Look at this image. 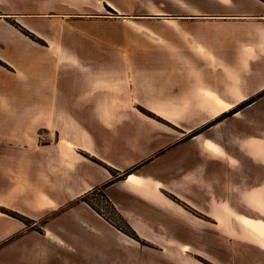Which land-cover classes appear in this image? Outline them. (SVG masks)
Here are the masks:
<instances>
[{"label": "crops", "instance_id": "crops-1", "mask_svg": "<svg viewBox=\"0 0 264 264\" xmlns=\"http://www.w3.org/2000/svg\"><path fill=\"white\" fill-rule=\"evenodd\" d=\"M134 3L0 0V206L23 213L35 225V212L42 207L54 214L73 203L72 211L85 214L73 217L96 240L82 251L87 264H120L121 251L128 264H155L165 260L167 245L180 246L179 257L186 261L189 247L182 244L227 240V232L215 229L221 224L232 231L229 209L240 213L249 205L264 216V142L235 141L239 127L228 124L245 115L241 127L264 123V0H145L154 5V16L141 18L163 27L148 29L144 45L71 44L68 39L52 44V19L83 25L121 18ZM65 35L100 36L86 29ZM38 131L52 135V141L39 144L31 135ZM11 133L17 138L10 139ZM226 145L236 147L239 159L221 152ZM202 161L217 167L211 186L199 182ZM229 170L231 180L223 183ZM91 192H102L138 238L157 249L141 246L91 205L78 202ZM20 200H27L29 211L11 204ZM190 209L214 221L201 220ZM6 221L23 225L1 213L0 222ZM242 221L244 237L256 233L264 250V224ZM0 233L3 244L8 235L3 228ZM43 235L63 243L50 231ZM28 256V264L48 257L38 248ZM8 262L9 257L0 258V264Z\"/></svg>", "mask_w": 264, "mask_h": 264}, {"label": "rangeland", "instance_id": "rangeland-1", "mask_svg": "<svg viewBox=\"0 0 264 264\" xmlns=\"http://www.w3.org/2000/svg\"><path fill=\"white\" fill-rule=\"evenodd\" d=\"M145 0H136V3L132 4L135 8L130 14L124 16L126 17H113L110 19H99L98 21H88L85 24L75 23V22H68L67 20H60V18L52 19V31L55 32L52 35V44H62L65 40H69V43H76V44H87V45H119L121 47H128V46H137V45H144L146 44L145 34L150 35L147 30L151 28H161V22L156 20H148L146 18L141 17H149L154 16L152 13V8L154 5L149 4L147 6ZM126 5H130L126 3ZM150 8V9H149ZM111 14V13H106ZM112 16V15H110ZM15 28L19 31H26L30 35L32 40L44 44V42L39 38L36 37L33 33H30L28 30L20 26L18 23L11 21L10 22ZM165 27V26H164ZM87 30L90 32H99V37H67L65 34H69L70 32H76L80 34L82 30ZM59 33V35H57ZM24 34V33H23ZM150 41L154 43H160L158 37L149 36L148 38ZM0 64L2 62L0 61ZM147 115H150L149 112L142 110ZM154 117V116H152ZM160 119V118H155ZM221 119V118H219ZM218 119V120H219ZM248 119V116H240L238 119L231 120L228 122L231 126L236 129L239 127L238 132H233V136L235 141H239L243 138L249 139H259L264 142V136H262L261 132H264V123H262V130L258 129L259 127H250L243 124ZM258 117L252 118L251 122L257 121ZM32 136H36V140L39 144H48L52 141V135L49 137L47 133L43 131H38L36 134H31ZM18 134L11 133L10 139H16ZM225 155H229L233 159H239L238 151L234 145H226L222 146V151ZM217 167H214L212 163H208L207 161H202L200 165L199 171V182L201 185H205L209 183L211 186V181H217V178L213 175L216 174ZM231 170L226 172V176H223L222 179L223 183L229 182L231 180L230 176ZM115 175V174H114ZM230 178V179H229ZM264 185V184H263ZM262 186V185H261ZM260 186V187H261ZM257 189V188H256ZM202 191L204 189H201ZM252 192H249L248 196H251ZM204 196L208 197V194L211 196L213 192H203ZM3 194H0L2 198ZM43 197V194L41 195ZM86 196L84 199L85 201L81 200L82 197ZM82 196L78 199V202H86L92 206V208L108 223L112 224L116 229L121 231L122 233L128 235L130 232L135 231L128 225L126 220L121 216V214L110 204L108 199L104 196L102 192H91L86 195ZM175 197L172 196V199ZM247 198V197H246ZM246 198L244 199L247 202ZM3 200V198H2ZM4 200H14L13 197H6L4 195ZM210 202H216V199L212 198L211 200L208 199ZM264 202V196H263ZM222 203L227 202V197L224 196L222 198ZM14 204L19 210L29 211L28 203L26 201L20 200ZM248 204V203H247ZM183 205V204H182ZM184 206V205H183ZM73 203H69L68 205L64 206L63 210L60 213H52L51 210L41 208L39 212H35L38 215V218L34 220L35 225H32V221L26 217L23 213L18 212L12 209H6L0 206V214L3 213L4 215L16 219L20 221L23 225H13L8 221L0 222V231L3 228L7 233V239L3 244L0 243V258H4L5 256L9 257L8 264H28L31 258L28 255H31L33 251L38 248V250L44 255L48 257H43L39 261L29 264H63L61 257H66L68 259L67 264H87L85 261L82 251L85 250L86 246L90 244H94L93 239V231L86 227V224L79 222L78 218H74L76 216L85 215L81 211L77 212V209L72 211ZM185 207V206H184ZM248 210L245 211L240 209V213H237L233 209H229L228 218L232 221L233 229L232 231H226V229H222L220 227L221 224L217 225L215 231L216 233L222 232L226 233V239L223 242H215V243H208L204 242L205 244H182L189 247V251L185 252V260L179 257L180 253L178 254L179 247H175L173 245L164 246V259L165 260H158L155 261V264H189L193 260L198 264H263L264 263V250L262 247H259L257 244L258 235L256 233H250V238L248 240L244 237V222L242 218L251 219L254 221H259L264 224V216L260 215L258 212H255L251 209L248 205ZM206 212H210V207L205 209ZM72 211V213H70ZM190 211L198 216L201 220L206 221H214V219L205 217L207 216L205 213L199 212L190 209ZM248 216H242L241 214H246ZM32 213V212H31ZM62 213H65L62 215ZM34 214V215H35ZM54 215V217H53ZM62 215V216H61ZM74 216V217H73ZM53 217V218H52ZM74 218V219H73ZM81 220L87 219L86 217H81ZM86 221V220H85ZM91 221V220H89ZM79 223L81 225L79 226ZM213 223V222H211ZM207 226H212L208 222L205 223ZM14 227V228H12ZM43 227H46L45 229ZM204 228V227H202ZM212 230L214 227H211ZM51 232L52 235L58 236L63 240L62 245H59L54 240L45 239L44 238V231ZM193 231V229H191ZM198 234V230H195ZM203 233V230L199 231V234ZM41 234V235H40ZM136 234V233H135ZM173 235L172 233H169ZM1 235V233H0ZM5 236V235H4ZM183 238L187 241L188 236L182 235ZM209 235L204 234L201 237H206L208 239ZM130 237V236H129ZM1 238V237H0ZM253 238V239H252ZM93 239V240H92ZM96 241V240H95ZM137 241V240H136ZM140 245L148 246L151 249H157L158 246L155 245H148L142 240L137 241ZM65 243V244H64ZM70 243V247L68 245ZM50 252H52V257H50ZM25 255V258L22 260V255ZM121 260L120 264H128L126 261L124 262V255L121 251ZM142 253H140V257ZM189 256V257H188ZM190 259V260H189ZM140 264V262H139ZM146 264V263H145Z\"/></svg>", "mask_w": 264, "mask_h": 264}, {"label": "trees", "instance_id": "trees-1", "mask_svg": "<svg viewBox=\"0 0 264 264\" xmlns=\"http://www.w3.org/2000/svg\"><path fill=\"white\" fill-rule=\"evenodd\" d=\"M22 33H24L26 36H29L30 34L24 30L21 31ZM31 38V37H30ZM126 173H129V171H127ZM86 196L82 197L81 200L85 201ZM128 236H130L131 238L135 239V240H139L138 236L134 233V232H130V234H128Z\"/></svg>", "mask_w": 264, "mask_h": 264}]
</instances>
